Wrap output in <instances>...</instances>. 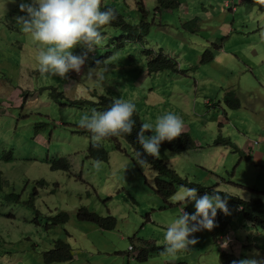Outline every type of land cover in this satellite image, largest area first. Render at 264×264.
Masks as SVG:
<instances>
[{
    "label": "rangeland",
    "instance_id": "rangeland-1",
    "mask_svg": "<svg viewBox=\"0 0 264 264\" xmlns=\"http://www.w3.org/2000/svg\"><path fill=\"white\" fill-rule=\"evenodd\" d=\"M138 1L102 3L136 24ZM179 2L180 7L157 13L155 0H144L153 24L143 43L123 39L122 28L103 27V46L88 52L79 73L61 78L38 71L36 46L15 24L23 14L20 0H5L0 8V264H45L43 255L57 240L71 247L73 258L54 264H221V250L208 231L193 233L196 243L187 251L163 254L167 225L182 209L194 211L192 204L172 202L178 186L165 203L153 189L156 172L138 163L125 139L100 143L106 160L90 157V133L78 121L93 108L55 100L57 93L64 101L97 102L106 95L130 100L143 123L173 112L187 133L178 138L198 146L176 154L162 142L158 159L189 183L217 184L245 201H264V12L237 0ZM145 49L171 58L173 69L148 75ZM206 52L212 59L201 62ZM102 63L108 67L102 82L85 78L89 68L103 71ZM227 93L237 101L225 99ZM59 159H66L67 169L52 166ZM33 190L37 213L25 204ZM13 192L21 196L19 203L4 200ZM81 206L114 217L115 229L79 221ZM59 213L68 214V222L51 226L50 218ZM228 231L246 245H232L239 260L264 257L263 228L236 214ZM145 248L152 250L138 259Z\"/></svg>",
    "mask_w": 264,
    "mask_h": 264
},
{
    "label": "clouds",
    "instance_id": "clouds-1",
    "mask_svg": "<svg viewBox=\"0 0 264 264\" xmlns=\"http://www.w3.org/2000/svg\"><path fill=\"white\" fill-rule=\"evenodd\" d=\"M176 1L178 4L176 8H178L181 5L179 0ZM244 1L245 0H242L240 3H245ZM139 2H142L143 10L148 12L144 0H139L136 8L138 14V21L136 24L128 22L123 15H121L124 22L137 28L141 21L138 7ZM155 2L157 4L155 8L157 13H161L165 10L159 8L161 3L157 2V0H155ZM4 4L5 0L0 4V8L3 10ZM106 5L109 4L104 5L102 0H20L18 8L23 14L15 17V24L19 26L23 33L30 37L31 41L36 46L37 54L35 59L38 63V71L42 75L63 78L69 71L77 73L81 71V67L85 64L87 59L88 52L103 46L105 43V33H102L101 29L116 19V13L113 8L107 7ZM118 14L120 13L118 12ZM148 15L149 12L147 13V22L150 24L151 28L153 22L148 20ZM195 21L196 19H193L183 25L187 27ZM146 37L143 38V41L136 38L134 42L143 43ZM77 46H80L84 51L80 54H74L73 49ZM147 52H150V54H147ZM143 54L146 58V71L148 59L162 55L154 54L147 49L144 50ZM162 56L171 60L173 63L171 58L165 55ZM201 62H204L203 58ZM100 63V61H97V65ZM102 66H104L103 71H97L96 67L89 68L85 74V78L96 82H102L104 80V72L108 71L107 64L104 63ZM162 71L156 73H149L147 71V73L151 75L158 74ZM231 96H233V94L227 93L225 99L231 98ZM103 97L109 96L98 97L97 102L86 101L93 109H91L89 113L82 115L78 121L79 127L90 133V142L93 147L98 146L106 138L126 137L131 134L136 123L133 119L135 111L138 113L139 120L142 124L136 133V141L140 149L135 150L134 156L142 166L147 164V161L144 159L147 155L158 159L160 144L163 141H171L180 134H187L186 131L183 130V119L173 112H166L159 115L154 124L143 123L140 113L136 110V106L132 101L109 97L113 101L109 107L103 110L100 106L101 98ZM228 105H233V102ZM147 131L150 132V134L146 135ZM182 140L183 144L180 146L184 145L185 138L183 137ZM219 142L221 143V141ZM251 145L252 142H250L248 148H250ZM196 146L198 145L192 140L190 147L183 149V151L191 150L192 148H196ZM242 152L248 153L245 148L242 149ZM176 175L178 174L176 173ZM200 186L205 187L203 185ZM217 186L216 184L215 186L205 187L206 190L212 189V191L211 193L205 191L204 194L201 195L197 193L195 187H186L182 185L180 190L174 194L172 198L173 203H181L184 206L191 203L194 211L189 213L182 209L181 214L167 225L163 235L164 247L162 253L169 256H176L182 251H187L191 245L196 243V238L192 235L193 233L201 230H211L214 226L218 229L221 224H223V228L221 229L222 232L216 230V237H213L211 233L208 232L221 252L233 257L234 261H232V264H264V257L256 256L241 259L240 256L239 260L234 255L232 248L234 243L240 247L246 246L241 244L239 240H233L229 234L228 227L235 215L242 214L243 218L252 226L256 227V225L252 224L244 217L242 204H237L235 202L230 206L227 201V196H222L221 193L231 196L237 199L236 201L243 203L260 199L245 201L239 197L218 190ZM260 201L264 203V201Z\"/></svg>",
    "mask_w": 264,
    "mask_h": 264
},
{
    "label": "trees",
    "instance_id": "trees-1",
    "mask_svg": "<svg viewBox=\"0 0 264 264\" xmlns=\"http://www.w3.org/2000/svg\"><path fill=\"white\" fill-rule=\"evenodd\" d=\"M157 2L161 3L159 8H163V9H174L178 5L176 0H157ZM244 2L246 4H249L250 6L257 7L258 10L264 12V0H245ZM106 6L113 8V10L116 13V19L113 22H111L109 25H106L105 26L106 28H111V29L118 28V27L122 28L123 30H125V33H126V35L122 36L123 39H129L131 41H134L137 38L140 41H143V38H145L149 32L150 24L147 22L148 12L143 10L142 2H139L138 4L140 20H141L140 24L138 25V28L124 22V20L121 17V14H118L115 6L113 5H106ZM147 54H150V52H147ZM205 54L209 55V60L205 61L204 60L205 57H203V61L209 62L212 59V55L210 52H206ZM102 65H104V63ZM173 65L174 64L172 63L171 60L163 57L162 55H158L155 58L148 59L147 71L149 73H156V72H159L165 69H173L174 67ZM231 98H233L234 103L237 101V99L234 98L233 96H231ZM55 100L61 105H71L72 106V105H86L87 104L86 101H76V100L69 101L68 99H65L64 101V96L61 93H57V95L55 96ZM112 101L113 100L110 99L109 97L101 98V103H100L101 109L104 110L107 107H109ZM133 119L135 120L136 123L133 127V131L131 132V134L127 135L126 137H109L104 140L113 141L115 144H118V140L121 138V139H125L130 144L134 152L135 150L140 149V146L136 141V133L139 130V127L142 123L140 122L138 113L136 111L133 114ZM182 142L183 140L182 139L180 140L178 137L174 138L171 141H163V143L167 146V148L174 153H180L181 151H183V149L190 147V143H186V142H184L183 146H180L183 144ZM215 144L218 145L220 144V142L216 140ZM89 152H90V157H93L94 159H98V160H106L108 156V153L105 151V149L100 144L96 147H93L92 145L91 148L89 149ZM10 157L11 156H9V158ZM144 159L147 161V165L157 174L154 179L153 189L162 198V200L165 203H167L168 199L175 193V189H176L175 186L181 187L183 185L186 187H195L197 189V193L201 195L204 194L205 191H208L209 193H211L212 191V189L206 190L205 187H201L200 185L195 184V183H188L187 180L181 179L178 175H176V173L173 170L167 168L166 165L163 163V161L160 159H157L150 155L145 156ZM52 166L57 167V168H63V169L68 168L66 159H59L58 161L52 162ZM221 195L227 196V201L230 206H232L235 202L237 204H242L244 217L248 221H250L252 224L256 225V227L264 228V203L263 202H261L260 200H254L251 202L243 203L240 201H236L237 199L231 196H228L224 193H221ZM37 196H38L37 191L33 190L32 194L28 198V201L25 203L30 209H33L36 213H37V210L35 209L34 201L37 198ZM4 200L6 202L19 203L21 200V196L13 192V193L5 195ZM77 218L79 221L93 223L97 225L98 227H100L101 229H105V230H113L116 227V219L114 217L100 216L83 206L78 208ZM50 219H51V226H54L60 223L68 222L69 216L66 213H59L51 217ZM222 228H223V224H221L220 228L218 229L216 226H214L211 230H207V231H209L213 237H216L215 235L216 230H219V232L220 231L222 232L221 230ZM201 231H205V230H201ZM201 231H198V232H201ZM158 249H162V248L160 247ZM151 250L152 248L150 249L145 248L142 251V253L138 256V259L145 260L147 257L146 255ZM72 258H73V255H72L71 247L62 240L55 241L53 248L45 252L43 255V260L45 264L67 262V261H71ZM219 258H220L221 264H232V261H234L232 256L224 252L220 253ZM165 264H187V263L182 262V261H177V262H169Z\"/></svg>",
    "mask_w": 264,
    "mask_h": 264
},
{
    "label": "crops",
    "instance_id": "crops-1",
    "mask_svg": "<svg viewBox=\"0 0 264 264\" xmlns=\"http://www.w3.org/2000/svg\"><path fill=\"white\" fill-rule=\"evenodd\" d=\"M238 2L237 3H240L242 0H237ZM242 149H244V146H243V148Z\"/></svg>",
    "mask_w": 264,
    "mask_h": 264
}]
</instances>
